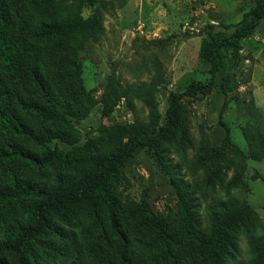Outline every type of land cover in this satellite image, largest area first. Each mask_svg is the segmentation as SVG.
Listing matches in <instances>:
<instances>
[{"label": "rangeland", "instance_id": "obj_1", "mask_svg": "<svg viewBox=\"0 0 264 264\" xmlns=\"http://www.w3.org/2000/svg\"><path fill=\"white\" fill-rule=\"evenodd\" d=\"M5 2L9 17L17 10L29 27L59 20L77 4L83 19L95 18L100 28L96 39L77 48L58 47L57 39L37 44L51 56L45 57L50 66L43 67L49 81L72 80L71 69L80 79L68 84L71 113L66 122H57L67 140L48 143L56 159L25 171L32 180L49 183L59 172L79 171L89 155L102 154L133 134L151 137L165 128L170 94L210 80L204 50L214 40L227 39L256 0ZM219 58L210 88L180 98L178 127L156 147L137 148L111 181L119 202L118 236L103 211L94 216L86 204L76 206L54 217L52 229L35 244L40 262L181 264L193 246L183 236L184 199L205 229L224 204L249 206L250 215L233 230L220 264H264L258 246L264 239V16L236 45L221 48ZM27 147L43 153L31 143ZM27 205L0 209V227L9 217L20 218ZM155 219L174 233V243L156 241ZM3 259L16 264L11 254Z\"/></svg>", "mask_w": 264, "mask_h": 264}, {"label": "trees", "instance_id": "obj_2", "mask_svg": "<svg viewBox=\"0 0 264 264\" xmlns=\"http://www.w3.org/2000/svg\"><path fill=\"white\" fill-rule=\"evenodd\" d=\"M263 16L264 0H256L254 7L236 24L227 39L214 40L204 50L210 64V80L206 84L191 83L182 92L170 94L165 128L151 137L133 134L102 154L89 155L79 171L73 174L59 172L46 183L32 180L25 171L28 167L52 163L56 152L49 148L48 143L55 138L67 140L64 128L57 122H66V116L71 113L68 84L75 83L79 74L71 69L72 80L64 78L62 85H58V81H49L43 67L50 66L45 57L50 60L51 56L42 52L37 44L57 39L58 47L77 48L90 37L96 39L100 28L95 18L83 19L77 4L70 6L59 20L29 27L17 10L10 18L5 0H0V209L5 210L11 203L21 208L28 202L20 218L9 217L0 227V264H5V254L13 255L16 264H47L40 262L35 244L52 229L50 224L54 217H62L80 205L86 204L94 216L103 211L108 228L118 236L119 202L110 189L111 181L137 148L156 147L161 138L168 137L178 127L182 95L197 90L207 91L220 67L219 50L236 45L252 32ZM153 114L157 115L156 109H153ZM29 143L41 148L42 155L30 150L27 147ZM181 203L184 240L193 244L190 257L181 264H220L231 247L233 230L249 217L251 208L241 204L231 209L226 203L223 212L211 214L210 225L205 229L185 206L184 199ZM154 232L156 241L164 246L175 242L174 233L169 232L158 219L154 221ZM258 246L259 257L262 258L264 239ZM63 254L60 252L61 256ZM118 256L125 260L124 247H119ZM162 258L165 260L166 254H162ZM52 264L72 263L57 260ZM170 264L179 263L174 260Z\"/></svg>", "mask_w": 264, "mask_h": 264}]
</instances>
